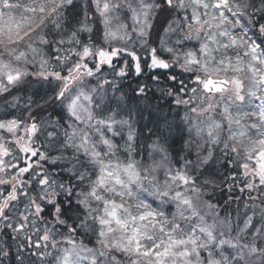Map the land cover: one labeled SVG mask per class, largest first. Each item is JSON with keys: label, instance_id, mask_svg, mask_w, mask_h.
Listing matches in <instances>:
<instances>
[{"label": "snow or ice", "instance_id": "1", "mask_svg": "<svg viewBox=\"0 0 264 264\" xmlns=\"http://www.w3.org/2000/svg\"><path fill=\"white\" fill-rule=\"evenodd\" d=\"M74 7V0H0V95L28 87L29 78L53 93L35 108L30 100L19 117L0 119V228L12 240L24 233L26 241L15 255L11 244L0 243V264H250L252 257L264 264V247L258 246L264 227L251 233V243L226 235L229 220L220 218L206 191L213 182L198 183L222 144L223 165L232 173L223 181L233 182L229 192L238 188L254 202L251 193L264 189V0H138L137 7L128 0H87L80 27L67 40L50 38L51 29L68 31L66 13ZM125 7L131 25L113 15ZM94 15L108 48L78 37L93 33L88 21ZM192 42L199 46L189 47ZM137 43L145 56L137 54ZM44 48L56 54L47 57ZM165 53L170 59L162 58ZM124 55L132 63L126 60L116 76L125 77L130 67L136 75L148 69L159 96L155 89L149 96L146 84L131 96L108 95L109 88L120 89L101 77V66L115 71L113 58ZM177 68L187 82L152 74ZM92 76L96 84L89 87L84 78ZM19 99L10 102L13 108ZM246 107L251 111L241 116ZM105 111L107 118L97 116ZM42 112L49 114L47 137L54 143L37 145ZM118 112L126 116L117 120ZM52 113H58L55 119ZM185 133L188 139L177 149ZM117 137L124 141L122 153ZM145 151L147 166L133 159L143 160ZM166 206L175 211L169 215ZM251 227L248 216L241 231ZM86 237H95L94 247Z\"/></svg>", "mask_w": 264, "mask_h": 264}, {"label": "trees", "instance_id": "2", "mask_svg": "<svg viewBox=\"0 0 264 264\" xmlns=\"http://www.w3.org/2000/svg\"><path fill=\"white\" fill-rule=\"evenodd\" d=\"M13 2H15L13 0ZM74 3L76 7L72 8L68 13H66L67 19L70 22L71 27L68 29V31H65L63 33H58L55 29H51L52 35L50 38L58 40L61 38L68 39V36L70 34V31L75 30L76 28L80 27V24L76 25V22L82 21L84 14L81 12L80 5L77 4L76 0H74ZM256 3L258 5L259 0H256ZM91 14V13H90ZM96 21L94 24H92L91 27H93V33L90 34L91 36H95L94 38H100L102 32H103V26L102 23H100V18L98 17V20L91 19V22ZM99 21V22H98ZM47 31V30H46ZM88 32H81L78 34L79 39H81L83 42L85 38L88 36ZM175 37V36H172ZM64 48H68L69 45L65 44L63 46ZM135 50L137 51V48L135 47ZM44 53L47 57L54 56L56 53L52 51L50 48H44ZM140 52V51H139ZM124 60L129 61L130 58L125 57ZM124 61L120 63V65L115 66V71H113V67L110 69H103L100 73L101 77L103 79H107L109 81H115L117 87L120 89L119 92H113L112 89L109 88L108 95L109 96H120L121 94H124L125 96H131L133 95V90L138 87V85L146 84L149 86L150 91L148 93L149 96L152 95L151 89H155L156 95L159 96V88H156L154 82L149 80V70L145 69L144 72L141 75H136L133 68L126 69L127 75L125 77H117L115 72H118L121 67H124L122 64ZM75 63V58L73 57L71 62L67 65V67H71L72 64ZM143 66V65H142ZM67 72V68H65L64 74ZM163 73L164 76L166 75H177L178 78L184 79L186 82L188 80L187 74L181 75L179 69H175L171 73L168 71H155L154 75H161ZM86 84L91 87L96 84V77H85ZM76 85V84H75ZM165 85L162 83L161 87H164ZM168 87H173L171 82H168ZM108 87V86H105ZM72 88V86H70ZM58 90V89H57ZM14 94H20L21 100L19 102V105L16 109H12L11 105L9 108H5L2 112H0L1 116L7 118L10 116L19 117L24 112V106L29 103L31 100L32 107L35 108L36 105H43L46 100L53 94L52 90L47 85H38L33 78H29V86L26 88H19L18 92H11L8 97L11 99L12 97H15ZM7 97V98H8ZM4 99V100H7ZM187 98V97H185ZM163 101H161L162 103ZM155 103V101H153ZM114 106V105H113ZM187 109L184 108V106H181L179 111L180 115L183 116L184 112ZM50 111V110H49ZM10 114V115H6ZM58 113H52V118L55 119V116ZM108 112L105 111L103 114L97 113V116L99 118H107ZM43 118V121L41 123V132L38 134L36 138L37 145L44 144V143H54V141L50 140L47 137V132L52 131V125L50 123H47L49 114L47 112H42L40 114ZM126 116V113L118 112L116 115V119L119 120L122 117ZM62 123V122H61ZM137 131H139V126L134 125ZM124 131L127 133V128L124 129ZM60 134L62 135L63 128L61 127L59 129ZM188 139L187 133H185L183 139H177L176 148L180 149L182 145L184 144V141ZM150 143V141L148 142ZM223 145L221 144L215 151V160L210 163L209 166L202 169L203 175L200 176V180L198 183H202L204 180H210L213 183L210 184L206 191L211 194L210 203L214 205H219V216L221 219L228 218L229 220V229L228 231L233 235H239L242 237V240L245 242L252 241V235L251 233L253 230H255L256 227H264V219L261 218V209H264V203L261 201L264 200V197L260 195L261 192H264V189H261L260 192H252L251 196L255 198L254 202L253 200L249 199V193L243 192L241 193L238 188H233L231 192L228 190V185L232 184L233 182L231 180H228L227 183H223L226 176H230L232 173L227 172L226 168L227 165H223V153L219 151L220 148H222ZM42 151H44V148H41ZM123 151H121L122 153ZM53 155H56L57 153H52ZM70 154V153H69ZM120 155V159L123 161L125 160V157L122 154ZM144 159H141V156H134L133 159L137 161H141L143 166H147L151 163V160L147 158V152L145 151L143 153ZM47 167V165H45ZM63 163L60 164V167H63ZM199 174V173H197ZM238 174V173H237ZM61 179L66 180L67 176L61 177ZM239 183V181H237ZM205 200H209V196L206 195L204 197ZM22 207V205H21ZM46 215V214H45ZM248 216H253V224L255 227H251L250 231H241L245 228V220ZM37 227H42L41 225H37ZM9 232L11 230H8ZM28 235L33 236V240L37 238L36 235H34L32 232H28ZM264 234V233H261ZM24 233H21L19 237L15 240L9 239L6 235H4V230L0 228V243L7 242L11 244L12 246V252L13 255L16 253V248L19 244L26 243L24 240ZM81 237L79 234H77V239L79 240ZM84 243L88 247H94L95 246V237L91 238H84ZM250 243V242H249ZM43 251V249H41ZM27 255V253H25ZM13 264H15V261H13ZM25 264H28L27 261H25Z\"/></svg>", "mask_w": 264, "mask_h": 264}, {"label": "rangeland", "instance_id": "3", "mask_svg": "<svg viewBox=\"0 0 264 264\" xmlns=\"http://www.w3.org/2000/svg\"><path fill=\"white\" fill-rule=\"evenodd\" d=\"M14 1H15V0H14ZM20 2H21V3H26L27 0H20ZM113 2H116V0H113ZM128 2L131 3L133 7H137V6H138V0H128ZM190 13H191V9H189V15H190ZM113 15H114V16H115V15H118V16H119V22H120V23H126V24H129V25H131V23H132V21H131V12L128 11V9H127L126 7H125L124 9L120 10L118 13H114ZM182 15H183V13H181V16H182ZM116 24H117V21H116L115 19H113V20H112V27L114 28V27L116 26ZM161 34L163 35V33H161ZM94 37H95V36H91V35H90L89 38H88V40L91 39L94 43H96V42H95V39H96V38H94ZM171 39H172V40H175L176 37H171ZM87 42H88V41H87ZM105 44H107V43H105ZM107 45H108V44H107ZM193 45H195L196 47L199 46L198 43H196V42H192L191 44H189V47H191V46H193ZM108 46H109V45H108ZM111 46H112V47H113V46H120V47H122V45H120V44H112ZM136 46L139 48V44H138V43H137ZM136 46H135V47H136ZM98 47H99V46H98ZM21 50H23V49H21ZM145 55H146V54H144V55L141 54V56H145ZM215 55H216V58L219 59L221 53H216ZM228 55H231V56L233 57V61H232V62L235 63V50L230 51V52L228 53ZM242 55H243V53H241V56H242ZM164 58H166V59H170L166 53H165ZM244 59L246 60L247 58L245 57ZM124 62H125V61H124ZM124 62L122 63L123 65H124ZM88 63H89V64H90V63L93 64V61L89 60ZM118 64H119V63H118ZM142 65H143V64H142ZM124 66H125V65H124ZM177 69H178V68H177ZM36 70H37L36 66H31V67L29 68V71H36ZM228 75H229V76H232V75H237V74L232 73V72H229ZM222 78H223V77H222ZM242 78H243V77H242ZM75 87H76V85L74 84V85L72 86V88H75ZM12 92H18V93H19V89L14 90V91H12ZM8 95H9V94H3V95H0V112H2L5 108H9L10 105H11V108L13 109L12 104H11L10 102L13 101V98H14V97H12L11 99H9ZM14 96L20 98L18 101H16L17 106H18V105H19V102H20V100H21L20 94H14ZM7 97H8V98H7ZM6 98H7V100H4V99H6ZM14 109L17 110V107H15ZM222 111H223L222 107H221L220 109L217 110V113L215 114L217 119H220V113H222ZM250 111H251V109L246 107V108H244L243 110H241L240 115L243 116L244 112H250ZM0 114H1V113H0ZM233 114L235 115L236 113L233 112ZM12 117H13V116H10V117H7V118H12ZM0 119H5V117H3V116L0 115ZM245 120H246L248 123H252V122L255 121V118H249V117H246ZM242 122H244V121H242ZM126 134H127V133L124 131V135H125V137H126ZM109 135H110V134H109ZM114 142H115L116 144H118V145H121V151H123V143H124V141L121 140L119 137H117V138H115ZM157 175H158V179H159L161 182H163V180H164V178H165V177H164V172H163V171H160ZM153 199H155V198L150 197V198H149V202H151ZM153 207H155V204L153 205ZM166 207H167V211H168L169 215H171V213L175 211V207H174V206H166ZM209 222H211V220H209ZM256 228H259V227H256ZM256 228H255V230H256ZM255 230H253V232H255ZM245 231H247V230H245ZM225 234H226V235H230L232 238H236L237 236H239V235H233V234H231L228 230H226V233H225ZM260 241H264V234H261L260 237H259V239H258V246H260V247H264V243H262V242H260ZM249 242L251 243L252 241L245 242V241H243V240L241 239V243H249ZM226 254H229V255H230V254H231V250H230V249L227 250V251H226ZM255 260H256V258H255V257H252V258L250 259V264H254Z\"/></svg>", "mask_w": 264, "mask_h": 264}]
</instances>
